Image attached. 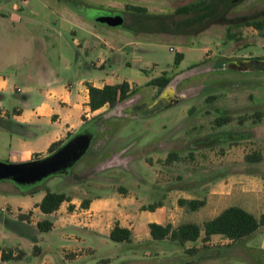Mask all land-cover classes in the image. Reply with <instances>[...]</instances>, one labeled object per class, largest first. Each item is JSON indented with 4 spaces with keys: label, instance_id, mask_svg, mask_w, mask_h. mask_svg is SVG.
Listing matches in <instances>:
<instances>
[{
    "label": "rangeland",
    "instance_id": "rangeland-1",
    "mask_svg": "<svg viewBox=\"0 0 264 264\" xmlns=\"http://www.w3.org/2000/svg\"><path fill=\"white\" fill-rule=\"evenodd\" d=\"M46 1L51 4L53 14L47 12L40 0H29L30 7L25 5L20 11L8 10L9 4L3 7V11L9 16L0 18V37L4 38L9 33V37L16 40L28 33H41L43 31L41 27L48 24L50 30L60 31L71 39L73 35L65 21L72 22L73 15L96 19L101 15L119 14L123 18V23L119 26L92 22L98 38L76 29L75 37L81 42V46L86 44L84 43L86 38L90 52L88 58L91 62L98 60L100 52H103L105 57L110 55L109 49L103 45L106 40L114 50L117 49L121 60L128 63L106 64L105 71L95 68L93 69L95 76L101 77L107 72L115 81L131 79L137 83H141L147 74L156 77L164 74L169 77V83L163 89L148 82L140 85L132 83L131 92L125 100L114 107L106 105L102 110L90 115L89 120L83 116L87 123L102 127V132L95 141L98 145L107 142L105 152L111 154L109 157L111 164L102 169L99 179H95V182L90 180L87 183L85 181L78 183V186L90 196L104 194L113 196L126 194L127 191L131 195H144L146 190L143 187L144 183H151L152 174L162 183L166 181L167 176L169 177L167 172L169 168L166 167V160L163 157L167 155L166 157L171 159L175 155L174 152L178 157L170 179L174 190L186 180H200L202 177L187 176L194 169L191 164L197 155L188 144L191 145L198 137L204 136L198 124L194 126L190 123L201 120V115L205 111H213V106L216 105L240 107L238 109L240 113L231 119V127L235 134L228 139L226 136L222 137L226 143L216 149L215 153L222 158L227 153L230 154L231 159L235 161L234 169L238 172L249 170L255 157L264 156V133L253 135L244 133L247 128L244 126L237 128L236 125L240 124L246 115L256 114V109L250 106L261 107L260 105L264 103V0H229L223 3L224 7L219 3L221 13L208 26L203 28L202 25H195L184 31L173 32L142 29L137 23L133 25V11L126 9L125 6L139 5L152 14H169L178 5L201 0ZM19 4L23 5L21 2ZM18 16L22 17L20 21ZM3 51L0 48V55L5 54ZM178 52L183 53V58L176 65L174 56ZM74 54L73 52L72 60L75 58ZM26 70V64L14 63L9 67V74ZM15 84L22 87V77L17 76ZM204 97L207 100L205 103ZM0 102V105L9 109L20 106L14 93L5 95ZM8 135H10L8 132L0 129L1 162H8L10 153ZM218 138L220 136L213 140L217 141ZM173 143L183 144L172 153L165 149V146ZM90 148L91 146L66 171L29 185L31 187L50 185L55 192H72L74 186H66L64 179L67 173L80 170L86 161H89ZM150 155L152 157L158 155L153 172L140 165V158ZM123 156L127 160L120 165L119 159ZM254 167L255 172H261L259 164ZM5 184L17 188L21 186L9 179L0 180V264H264V256L260 250L253 247L245 248L236 241L227 244L217 240L206 245L202 243V238L194 244L175 243L166 238L135 247L134 243L127 245L108 242L107 237L102 236L99 245L72 246L71 241L60 238L59 231L36 234L31 224V212L12 215L4 202L5 199L1 197L3 195L8 199L10 196L2 192L1 187ZM161 193L162 190L157 187L149 202L159 200ZM225 204L222 203V206ZM2 208L6 211H2ZM169 210L166 222L173 226L193 220L197 216V213L191 210L180 209L176 196L170 201ZM71 227L64 235L72 233L73 238L84 240L85 228L72 224ZM145 233V228L135 229V226H132V237L144 240ZM36 235L39 239L37 244ZM79 242L78 240L77 243ZM9 250L13 258L3 260L2 254ZM217 250L220 251L219 255H204L207 251Z\"/></svg>",
    "mask_w": 264,
    "mask_h": 264
},
{
    "label": "crops",
    "instance_id": "crops-1",
    "mask_svg": "<svg viewBox=\"0 0 264 264\" xmlns=\"http://www.w3.org/2000/svg\"><path fill=\"white\" fill-rule=\"evenodd\" d=\"M13 1L16 3L14 4ZM20 2L23 5H20ZM40 2L47 9V12L54 13L50 8V3L46 0H40ZM8 4V10L10 11H20L25 5L30 7L29 0H0V18L9 16L2 9ZM73 16L72 22L65 21V24H69L68 30L73 35L71 39H68L60 31L50 30L48 24L41 27L43 30L41 33H28L16 40L11 39L9 33L4 38L0 37V48L5 52V54L0 55V99L5 95H9V93H14L20 102V106H13L10 109L0 105V129L10 134L8 135L10 153L7 158L8 162L4 163H23L43 158L53 153H48L47 151L49 146L55 141H63L60 145L61 147L77 134L87 133L92 135L88 146V148L91 146L89 161H86L80 170H72L67 173L66 179H64L66 186L73 185L74 190L72 192H58L68 196L70 198L69 201H63L57 210L45 214L41 212L38 204L44 197L46 190L55 192L50 185L35 187L31 190L21 187L24 185L17 188V186L5 184L1 187L2 192L8 193L10 196L8 199L3 195L1 197L5 199L4 202L9 207L10 213L14 215L13 213L25 214L31 212V224L36 230V234L43 233L37 229V222L49 220L52 223L49 231H59L60 238L71 241L70 245L72 244V246L76 244L99 245L102 236L107 237L106 241L110 242L112 240L109 238V233L115 225L127 228L130 231L133 225L135 229H146L144 240L131 236L129 242L123 241L120 243L127 245L134 243L135 247H139L151 242L155 239L149 236L148 225L152 222L162 225L170 224L166 220L169 218L167 215L170 213L169 203L174 196H176L177 203L178 199L204 200L202 206L191 210L193 213H197L195 219L185 221L196 223L199 226H202L205 221L216 217L222 210L230 206H238L254 217L259 218L264 211V156L255 157L256 159L253 161V165H250L251 168L249 167V170L238 172L234 169L235 161L231 159L230 154L227 153L222 158L215 153L216 149L221 148L226 143L225 138L222 137L226 136L228 139L235 134L232 130L233 127H231V119L236 117L237 113H240L238 110L240 107L237 108L228 104L223 106L216 105L213 106V111L201 113V120L198 122H187V124L190 123L194 126L198 124L204 135L198 137L191 145L184 143L191 146V150H195L197 153L191 164L194 169L187 176L196 175L202 177L200 180H186L177 190H174L173 182L170 179L178 157L172 151L183 143H173L165 146V149L172 152L173 155L175 154L173 158L169 159L166 157L167 155L163 157L166 160V167L169 168L167 169L169 177L167 176L166 181L162 183L152 174L151 183H144L143 187L146 189L144 195H131L127 191L126 194L113 196L108 194L90 196L87 191L82 190L78 186V183L84 181L86 183L90 180L95 182V179L100 178L102 169L111 164V158H109L111 154L105 152L107 142L103 145H98L97 141H95L99 138L102 127L100 125L93 126L83 120V116L89 120L90 115L95 114L106 106L95 111L90 110L87 84L102 87L105 84H118L126 81L131 88L132 83L140 85L155 78L156 75L147 74L141 80V83L131 79L115 81L107 72H105L104 76H95L93 69L100 68L105 71L104 67L106 64L111 65L117 62L121 64L125 61L121 60L117 49L114 50L111 44L105 40L103 45L109 49L110 55L105 57L103 52H100L98 60L91 62L88 58L90 52L86 38H84V43L86 44L81 46V42L76 39L75 34L77 33L76 29H79L98 38L96 36L97 32L92 26V22L98 21L83 15ZM17 18L20 21L22 17L18 16ZM25 19L28 18L25 17ZM73 52L75 53L74 60H72ZM3 57L5 58L3 59ZM14 63L18 65L26 64L27 70L17 74H9V67ZM125 64L128 63L125 62ZM17 76L22 77V87L15 84ZM203 101L204 103L207 101L206 97H204ZM260 106H250L252 109H256V114L253 116L246 115L240 124H236L237 128L244 126L247 128L244 133L252 135L264 133V103ZM219 136L220 138L217 141L213 140ZM112 153L118 154L116 152ZM157 159L158 155L142 157L140 158V165L147 167L153 172V166ZM126 160L124 156L120 157L119 164L122 165ZM257 164L261 166V172L254 171V165ZM157 187L162 190L161 198L157 201L149 202ZM82 200L88 202L86 207L81 205ZM152 203H159V206L152 211L143 209L144 206ZM222 203L226 204L222 206ZM70 206L73 209L69 208ZM183 208L189 210L185 206H180V209ZM34 215H38V217ZM21 222H24V220H21ZM71 224L85 228L84 234L86 236L84 240L73 238L74 234L72 233L64 235L68 230H71ZM19 225L24 226L22 223H19ZM200 238H204L203 230H201L200 236L195 241H185L183 243L194 244ZM38 240L36 235V244ZM78 240L80 241L79 243H77ZM217 240L227 244L234 242L221 234H212L207 240L203 239L202 243L208 245ZM236 242L243 244L245 248H257L264 256V225L249 236Z\"/></svg>",
    "mask_w": 264,
    "mask_h": 264
},
{
    "label": "trees",
    "instance_id": "trees-1",
    "mask_svg": "<svg viewBox=\"0 0 264 264\" xmlns=\"http://www.w3.org/2000/svg\"><path fill=\"white\" fill-rule=\"evenodd\" d=\"M229 0H201L200 2H188L178 5L172 13L169 14H152L148 10L139 5L127 4L125 7L133 11L132 24H138L142 29H156L160 32L184 31L195 25L208 26L221 13L219 3ZM224 7V6H223ZM180 17V18H177ZM131 28V27H130ZM133 30V28H131ZM183 58V54L178 52L174 56V64L178 65ZM169 83V77L162 74L152 78L148 84L158 86L163 89ZM88 88V105L91 111L100 109L108 105L114 107L117 103L125 100L130 92L128 82L123 81L118 84H105L102 87H96L87 84ZM93 129L92 127H89ZM63 141L53 142L48 153L57 150ZM28 189L35 188L34 185H24ZM70 198L64 193L52 192L46 190L44 197L38 204L41 212L45 214L52 213L57 210L63 201H69ZM180 206H185L189 210H195L204 204V200H187L178 199ZM81 205L86 207L88 202L83 200ZM159 206V203H152L144 206L143 209L152 211ZM69 208H72L70 206ZM264 225V211L259 218L243 210L238 206H230L222 210L216 217L205 221L202 226L196 223L185 222L173 227L171 224L162 225L159 223H149V234L155 240L170 239L174 242L195 241L201 230L204 233V240H207L212 234H221L225 238L232 241H238L246 236H249L259 227ZM36 227L41 232H47L51 229L52 223L49 220L37 222ZM109 238L115 242H129L131 240V231L127 228L115 225L109 233ZM222 252V251H221ZM205 256L219 255L220 251L205 252ZM3 260L13 258L11 250L2 254Z\"/></svg>",
    "mask_w": 264,
    "mask_h": 264
},
{
    "label": "water",
    "instance_id": "water-1",
    "mask_svg": "<svg viewBox=\"0 0 264 264\" xmlns=\"http://www.w3.org/2000/svg\"><path fill=\"white\" fill-rule=\"evenodd\" d=\"M96 21L109 26L123 23L121 15H101ZM91 134H77L52 154L23 163L0 162V180L9 179L18 185L38 182L51 174L61 173L72 166L89 146Z\"/></svg>",
    "mask_w": 264,
    "mask_h": 264
},
{
    "label": "built area",
    "instance_id": "built-area-1",
    "mask_svg": "<svg viewBox=\"0 0 264 264\" xmlns=\"http://www.w3.org/2000/svg\"><path fill=\"white\" fill-rule=\"evenodd\" d=\"M1 210H2V211H4V210L6 211V209H4V208H2Z\"/></svg>",
    "mask_w": 264,
    "mask_h": 264
}]
</instances>
